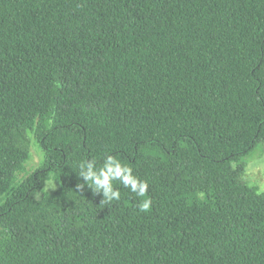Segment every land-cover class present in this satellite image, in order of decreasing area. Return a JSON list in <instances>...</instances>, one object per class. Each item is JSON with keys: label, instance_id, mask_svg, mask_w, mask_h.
I'll return each mask as SVG.
<instances>
[{"label": "trees", "instance_id": "trees-1", "mask_svg": "<svg viewBox=\"0 0 264 264\" xmlns=\"http://www.w3.org/2000/svg\"><path fill=\"white\" fill-rule=\"evenodd\" d=\"M259 143L264 0H0V264H264ZM105 155L145 197L76 188Z\"/></svg>", "mask_w": 264, "mask_h": 264}, {"label": "clouds", "instance_id": "clouds-1", "mask_svg": "<svg viewBox=\"0 0 264 264\" xmlns=\"http://www.w3.org/2000/svg\"><path fill=\"white\" fill-rule=\"evenodd\" d=\"M78 169L77 177L82 183H78L76 188L83 190L87 187L93 195L102 196L100 203L107 204L120 200L121 192L114 186L116 182L135 197H145L148 193V182L134 175L133 169L114 155H105L101 161L83 160L78 163ZM149 206L150 201L146 199L139 204L141 211L147 210Z\"/></svg>", "mask_w": 264, "mask_h": 264}, {"label": "rangeland", "instance_id": "rangeland-1", "mask_svg": "<svg viewBox=\"0 0 264 264\" xmlns=\"http://www.w3.org/2000/svg\"><path fill=\"white\" fill-rule=\"evenodd\" d=\"M44 159V151L40 146L38 140L32 133V145L30 157L26 163L24 173L21 178L26 177L30 172L37 169ZM242 167L243 179L251 187H256L258 191L264 192V146L262 143L256 147L246 156L242 157L240 163ZM60 187V182L49 178L43 184V191L51 192Z\"/></svg>", "mask_w": 264, "mask_h": 264}]
</instances>
